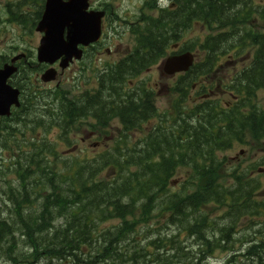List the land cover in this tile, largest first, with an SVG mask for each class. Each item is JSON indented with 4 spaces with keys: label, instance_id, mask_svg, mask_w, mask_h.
Here are the masks:
<instances>
[{
    "label": "trees",
    "instance_id": "obj_1",
    "mask_svg": "<svg viewBox=\"0 0 264 264\" xmlns=\"http://www.w3.org/2000/svg\"><path fill=\"white\" fill-rule=\"evenodd\" d=\"M195 7L204 10L205 3L202 0H197ZM216 7L217 10H220L219 5ZM232 11L233 8L226 9L227 13L225 15L231 16ZM184 13L189 15L190 9ZM174 18L173 20L177 21L176 17ZM168 25L167 23L162 27L166 35L158 33L145 37L151 44L150 48L156 49L155 45L158 44V41H164L167 44L169 30L165 27ZM261 44H264V42H261ZM261 62L264 66V58L261 59ZM192 76V72L189 71L183 78L190 79ZM119 82L120 80L116 81L112 86L113 81H111L110 75L109 86L105 90L102 89L104 96L88 108L93 111H102L101 117L103 120L107 109L124 108L126 99L118 90ZM181 97L182 99L179 98V100L184 103V93L181 94ZM131 101L133 107L129 114L138 116L140 98H131ZM173 108L179 107L173 106ZM180 108L178 119L173 121L172 125H166L164 136L162 135L166 143V153L162 156L160 163L154 162L150 156L156 152L155 146L161 143V132L154 133V137L147 141V148L143 149L139 156L129 158L133 161L107 165V167L119 171L118 182L113 184L101 182L96 187L89 182L92 177L91 165L66 164L60 161L59 156L57 157L53 145H48L46 142L36 144L26 140L25 135L27 132H33V130L26 129L24 121H22L23 127L18 130L7 127L3 132L0 131V137H3V147L5 145L7 154L5 157L3 156V160L7 163L2 164V168L0 166V180L4 182V185L0 188V193L8 198L11 207H13L10 220L12 223L8 224L0 220V243L7 245L5 252L9 255V259L12 256V245H9L14 242L13 233L18 231L26 237L28 245L34 248L33 255L38 254L40 251L39 246L43 245L44 251L51 250L50 253L53 257H62L63 253H66L75 260H79L77 256L81 255L83 249L89 246L92 241L89 234L94 231V222L90 219V215L100 211L102 220L107 215L108 217H118L121 219V224L115 233L110 234L106 231L101 234L100 250L95 252L91 262L100 258H105L104 260L113 258L112 260L117 259L119 264H126L125 259L128 258V261H130L131 258H129L127 250L124 253L120 251L122 248L120 242L126 234L133 230V225L130 227L125 217L133 215L131 208L134 207L138 197H146L145 199L148 201L150 197L164 195V198L160 200L162 208L160 211L169 213V215L171 212V221L177 219L176 217H180L182 225L186 226L189 233H193L196 227L198 230L197 238L206 249L211 245L203 232L207 224L206 217L194 216L203 206L220 204L229 209L230 222L226 230L229 237L233 233L232 217L234 215L240 217L251 216L257 211V204L251 202V195L256 188L251 181L244 180L241 175L235 176L234 172L223 175L219 173V167L222 164L216 166L217 163L214 160L216 157L213 153L223 149L227 143L221 144V147H217L214 143L213 147L208 148L207 151L211 153L210 158H212V161L209 164L205 163L210 158H207L206 149H202L201 142L206 138L208 132L204 133L203 130L200 133L198 126L194 128L190 126L188 119L191 114L184 111L190 108L185 107L184 109L183 106ZM129 114L124 113L123 116L126 118ZM70 116V113L56 115L57 126L64 130V125L71 120ZM240 135L241 132L231 131L230 140L236 139ZM171 142H175L176 147H179L180 163L176 161L173 155V148L168 147ZM201 152L203 153L201 154ZM199 157L202 160L200 163L198 161ZM177 168L187 169L188 171L184 186L180 192L167 193L168 181ZM7 176L10 177V180L6 179ZM233 177L231 187L225 188L224 180ZM65 189L69 194L62 195ZM76 189L80 190L81 193H75ZM90 189H95L94 195L83 194ZM46 190L51 192L41 193V191ZM27 191L32 193H27ZM37 198L41 199L40 209L39 211L31 210L30 207L34 205L33 200ZM85 198L92 200L86 203ZM96 198H100V204H98ZM88 204L90 206L87 208L86 205ZM148 211V208L143 205V213L146 214ZM56 217L65 218L64 224L60 227L50 228V223ZM120 239L121 241L118 242ZM157 242L159 244H155V240H152L143 247L133 248V261L139 258L140 260L136 264H147L148 262L156 264H198L208 254H202L199 257L191 256L190 252H184L173 238L158 240ZM154 246L158 249L160 246H164L166 255L157 258L148 256L151 251L148 249L154 248ZM257 246L258 244H252L246 250V253L254 255L259 261H263L262 254L255 251ZM145 256H148V258Z\"/></svg>",
    "mask_w": 264,
    "mask_h": 264
},
{
    "label": "rangeland",
    "instance_id": "obj_2",
    "mask_svg": "<svg viewBox=\"0 0 264 264\" xmlns=\"http://www.w3.org/2000/svg\"><path fill=\"white\" fill-rule=\"evenodd\" d=\"M13 0H0V55L3 56H9L11 51H13L12 47L17 46V50L15 53L18 52H23L22 50H30L31 53H33V50L35 45H36V33L35 32H29L27 27H21L17 26L16 24H11L6 21V13L5 11L7 10L6 3L7 2H12ZM18 1V0H17ZM256 4H263L264 2L260 0H255ZM106 2L107 4H110L115 12L123 19L134 21L137 17L136 15V7H140V0H91L92 7H97L101 3ZM28 4V0L25 2L24 6L27 11H33L30 9ZM23 6V7H24ZM7 12V11H6ZM33 17V16H31ZM106 36L109 37L110 39H113L111 45H113L115 42L114 40H117L116 36L111 35L110 32H108V29H105ZM206 35L205 32H201L198 30V28L191 29L190 31L186 32V35H184L183 42L188 44L194 39L201 40L204 36ZM122 44L129 43L127 42L126 38L123 37L121 40ZM225 56V55H224ZM31 61H34V59H31ZM101 63L98 64V66L91 68L85 69L83 76L84 79L81 82L80 89L84 90L87 89L91 86L88 85L92 81V76H93V71L96 70V68H100ZM79 67H82V64H73L64 75L60 76L58 78V82L60 84H65L67 83L71 77L75 75V73L78 72ZM58 70V69H57ZM220 73L225 75L228 70L226 69V66L220 68ZM88 78V81H85V78ZM154 78L153 73H148V72H143L138 80L139 82H151L152 79ZM68 80V81H67ZM154 82V81H153ZM152 82V83H153ZM151 83V84H152ZM161 84H165L166 86L169 87L170 81L161 79L160 80ZM42 85V84H40ZM56 85V81L53 83L48 84L47 86H44L43 89H47L48 86L50 88L54 87ZM69 87L68 85H63L62 88ZM48 90V89H47ZM260 96H263L264 93L260 92ZM48 99L50 100L52 97L49 96ZM159 102L161 103L162 107L165 106V108H169V102L170 98L168 96V92L165 93V90L163 94H161V98L159 99ZM55 104V102H52V106ZM143 130H145L147 127H144L142 125ZM84 131L80 130L78 132H73L74 134L71 135L72 139L78 141L76 139L77 136H81V133ZM112 132V131H111ZM56 130L53 129L48 135L42 134V137H48L49 138H54V140H57V136L55 135ZM27 138L29 135L26 136ZM0 141H2V138H0ZM59 142V141H58ZM71 146H68L65 142L62 143V145L58 146V150L63 156H65L66 159H73V158H84L83 156H89L86 151L79 147L74 153L67 154L65 151L69 150ZM240 148H243L241 145H236L233 148L225 151V152H220L218 153V159L216 160L217 162L219 161V164H222L219 167V173L220 174H226V166L223 165L222 162V157L226 159L227 165L230 169L232 170H239V167H244L246 166L249 162V157L253 156L252 155V150H247L246 151V156H243L242 154H239ZM83 155V156H82ZM3 156H6L5 150H3L0 146V166L4 164L7 161L3 160ZM90 157V156H89ZM218 164V165H219ZM216 165V166H218ZM2 168V166H1ZM114 174H111L110 177H113ZM184 177L183 171H178L175 176L171 178L170 181H172L171 186L174 188L172 190H177L179 188V184L182 181V178ZM6 179L10 180V177L7 176ZM4 185V182L0 180V188ZM264 186V184H263ZM264 188V187H263ZM171 190V191H172ZM259 192H264L263 189L259 190ZM5 201V199H3ZM254 200L258 201H263L264 200V193L257 195V197H254ZM2 206L3 203H0ZM9 204L6 206V209H8ZM229 209L225 208L224 206H221L220 204H213V206H209L204 210V214H206L207 218V223L210 224L212 227H214L215 231L214 235L219 236V230L221 227L224 225H227L230 222V218H228L227 212ZM119 221L116 219H111L107 220L105 222H98L96 223V232L95 234H92L93 236H96L98 238L99 243H101L100 239V234L101 230H112L113 227L118 225ZM233 224H234V229L233 231L236 232L235 235H232L234 238V243L231 244L233 246V250H230V244H226V250L222 251L221 249H217L214 251L213 256L208 259L205 263L203 264H264L263 261H259L254 255L252 254H247L246 250L252 245V244H258L257 248L255 251H258L259 253L262 254L261 258L264 257V214L263 217L261 216L260 213L257 214V216H246V217H241V218H234L233 219ZM154 234L155 230L157 229L156 227H152ZM145 229H141L140 232L138 233L139 235L135 237V240L137 242H141V244H144L145 241L141 240L140 237L144 234ZM177 229L175 226H170L169 228H166L165 232L163 233L164 236L171 235L172 233H176ZM206 233L210 236L211 229L210 227L206 228ZM44 234V233H43ZM180 239H182V233H180ZM231 235V234H230ZM134 238L131 237L130 240ZM252 240V241H249ZM187 245L190 244V240H187L185 242ZM262 243V244H261ZM132 244V242H130ZM14 250L11 251V259H9V255L6 254L5 249L7 248V245L1 244L0 243V264H17L22 262L23 264H86V261L82 260L81 262H77L73 260L71 256L67 257L65 260H56V257H49L45 256L43 254L39 255L38 257H32L29 255L31 250L29 249L28 246L25 245V239L23 237L17 238L14 241ZM39 250L43 251L44 246L40 245ZM195 246L193 247L192 252H194ZM22 251L25 253V255L22 256H17V254ZM161 253L163 251H160ZM17 256V257H16ZM82 256L79 255V258ZM84 259V257H82ZM253 260V261H252ZM117 262V259L113 261L115 264ZM106 264H112V262H108Z\"/></svg>",
    "mask_w": 264,
    "mask_h": 264
},
{
    "label": "water",
    "instance_id": "obj_3",
    "mask_svg": "<svg viewBox=\"0 0 264 264\" xmlns=\"http://www.w3.org/2000/svg\"><path fill=\"white\" fill-rule=\"evenodd\" d=\"M87 0H45L42 16L36 31L43 34L37 49V59L43 63H53L60 59L63 69L68 62L79 59L77 46H86L99 35L101 13L87 12ZM14 58L11 62H14ZM191 57L183 54L167 58L163 70L172 75L188 69ZM15 71L11 65L0 69V116H7L12 105L17 106L18 91L6 84L7 78ZM54 71L48 70L41 79H54Z\"/></svg>",
    "mask_w": 264,
    "mask_h": 264
},
{
    "label": "flooded vegetation",
    "instance_id": "obj_4",
    "mask_svg": "<svg viewBox=\"0 0 264 264\" xmlns=\"http://www.w3.org/2000/svg\"><path fill=\"white\" fill-rule=\"evenodd\" d=\"M151 2H156V3H158V5H159V7L161 8V9H164V8H166V9H168V10H170V9H172L173 7H174V5H175V2L177 1V0H150ZM196 0H194V2H195ZM223 2V5L221 6V11H222V14H225V13H227L226 12V9L227 10H229V4H238V3H243L245 0H218V5H219V3L220 2ZM196 4V3H195ZM195 4H194V6H193V8L194 9H196L197 7H195ZM242 10H245V9H242ZM120 25H121V23H120ZM122 26V25H121ZM120 46H117L116 48H114L113 49V51L111 52L112 53V57L111 58H113L114 59V61L115 62H117L118 60H120V59H122V58H124V57H127V55L131 52V51H133V50H135V48H131L129 45H126V49L124 50V51H121L120 49ZM236 48H239V47H236ZM136 49H138V48H136ZM95 58H96V56H95ZM149 58V59H148ZM148 58H147V62H146V71H148V70H150V71H152V72H158V67H157V64L158 63H155V64H153V65H148L149 64V62L150 61H152L153 59V57L152 56H150V55H148ZM239 59V57L237 56V54H233V55H231V56H229V55H227L226 56V59H225V63L226 64H230V65H233V64H236ZM26 64V66H29V64L28 63H25ZM134 66H137V67H142L143 65H142V63H140V61H138V60H136V61H129V65H126V67L127 68H132V67H134ZM144 67V66H143ZM18 70H19V72H21V70L18 68ZM160 78V73H158L157 74V77H155V79H159ZM159 84V82H157L156 80H155V83H154V85L155 86H157ZM217 91H220L221 90V88L217 85L216 86V88H215ZM20 97H21V95L25 92V87L23 86L20 90ZM228 93V92H227ZM149 123L150 121L149 120H147L146 121V123ZM153 126V125H152ZM223 126L225 127V129H228V127H229V117L228 116H225V118H224V121H223ZM86 137H84V138H80V142H82V143H84L85 141H86Z\"/></svg>",
    "mask_w": 264,
    "mask_h": 264
}]
</instances>
